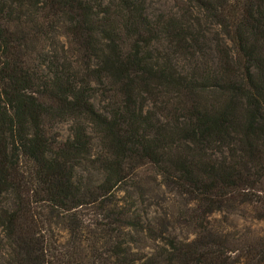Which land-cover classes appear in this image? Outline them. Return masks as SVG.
<instances>
[{"label":"trees","instance_id":"obj_1","mask_svg":"<svg viewBox=\"0 0 264 264\" xmlns=\"http://www.w3.org/2000/svg\"><path fill=\"white\" fill-rule=\"evenodd\" d=\"M242 210L264 222V0H0V264H264L212 224Z\"/></svg>","mask_w":264,"mask_h":264},{"label":"rangeland","instance_id":"obj_2","mask_svg":"<svg viewBox=\"0 0 264 264\" xmlns=\"http://www.w3.org/2000/svg\"><path fill=\"white\" fill-rule=\"evenodd\" d=\"M159 8H163L164 6L159 4ZM157 7V8H158ZM181 65H183L185 68L189 69V65L185 61H181ZM67 128L68 125L61 124L59 127V130L62 131V133L67 134ZM96 177V175H94ZM97 178V177H96ZM154 199H150L148 202L154 203L158 202L159 199L157 196L153 195ZM147 205L148 206V203ZM150 210H156V208H151ZM164 210H166L167 213H175L176 209L173 208L172 205L170 207H164ZM162 212H165V211ZM242 215H231V214H218L213 217L212 224L215 225V227L223 228L226 233H232L237 234L239 236H251L249 233H255L257 236H264V222H259L257 220H254V215L250 213L249 210H242ZM174 230L176 231V234L178 236H188L192 234V227H187L184 225H181L180 223H177L176 226H174Z\"/></svg>","mask_w":264,"mask_h":264}]
</instances>
